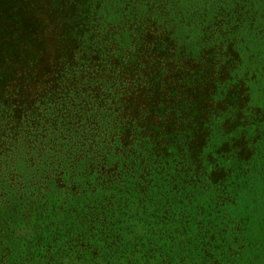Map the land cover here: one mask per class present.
Masks as SVG:
<instances>
[{
	"label": "trees",
	"instance_id": "trees-1",
	"mask_svg": "<svg viewBox=\"0 0 264 264\" xmlns=\"http://www.w3.org/2000/svg\"><path fill=\"white\" fill-rule=\"evenodd\" d=\"M173 8L172 0H0V163L31 127L54 133L70 119L68 129L75 132L78 114V120L97 126V161L89 165L102 176L92 186L110 205L120 206L118 195L138 174V191L129 195H154L168 169L184 191L207 184L229 193L233 173L224 155L244 162L255 152L241 129L229 142L218 143V134L249 130L264 120V109L251 107L236 45L187 50L175 21L168 24L173 18L160 20ZM117 155L124 167L115 165ZM2 215L0 264H9L12 249H4L3 240L14 232ZM109 219L90 223L100 221L112 237ZM83 234L93 246L92 234ZM188 234L198 240L192 251H199L201 264H238L227 261L224 231L217 236L190 228ZM40 241L50 250L58 240ZM111 242L108 254L99 245L97 256L127 250L120 240Z\"/></svg>",
	"mask_w": 264,
	"mask_h": 264
},
{
	"label": "rangeland",
	"instance_id": "rangeland-1",
	"mask_svg": "<svg viewBox=\"0 0 264 264\" xmlns=\"http://www.w3.org/2000/svg\"><path fill=\"white\" fill-rule=\"evenodd\" d=\"M172 4V14L168 18L163 14L160 20L167 24L173 18L168 24L175 21L177 37L187 50L221 42L236 45L242 58L239 77L249 85L251 107L264 109V0H172ZM69 120L54 133L33 126L18 145L3 153L0 223L4 214L14 232L3 240L4 249H12L9 264H201L199 251H192L199 244L190 238V228L195 233L212 230L217 236L224 231L223 242L230 243L225 250L228 262L264 264V120L249 130L218 134V143H223L240 131L248 133L255 152L244 162L237 155H224L222 160L233 173L229 193L207 184L184 191L168 169L152 196L132 198L128 192L138 191L139 174L131 179L127 191L118 195L117 207L92 186L102 176L99 168L95 173L89 165L97 161V146L93 147L97 126L78 120L77 114L74 132L68 129ZM40 132L43 140H36ZM115 160L118 167L125 166L119 155ZM58 161L62 167L57 170ZM91 218H110L112 237L130 247L111 258L97 256L99 245L108 254L112 237L106 236L100 221L91 224ZM85 231L92 234L93 246L83 239ZM46 237L58 240L50 250L49 243L40 241ZM80 241L88 248L80 247Z\"/></svg>",
	"mask_w": 264,
	"mask_h": 264
}]
</instances>
